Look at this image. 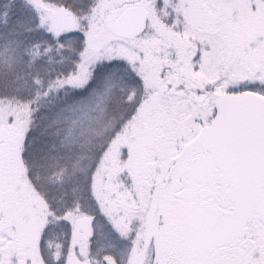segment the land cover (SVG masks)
I'll use <instances>...</instances> for the list:
<instances>
[{
	"label": "snow or ice",
	"instance_id": "6c2138e0",
	"mask_svg": "<svg viewBox=\"0 0 264 264\" xmlns=\"http://www.w3.org/2000/svg\"><path fill=\"white\" fill-rule=\"evenodd\" d=\"M0 264H264V0H0Z\"/></svg>",
	"mask_w": 264,
	"mask_h": 264
}]
</instances>
